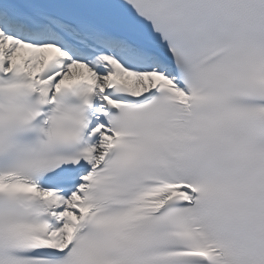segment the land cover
I'll list each match as a JSON object with an SVG mask.
<instances>
[{"label": "snow or ice", "instance_id": "obj_1", "mask_svg": "<svg viewBox=\"0 0 264 264\" xmlns=\"http://www.w3.org/2000/svg\"><path fill=\"white\" fill-rule=\"evenodd\" d=\"M0 264H264V0H0Z\"/></svg>", "mask_w": 264, "mask_h": 264}]
</instances>
